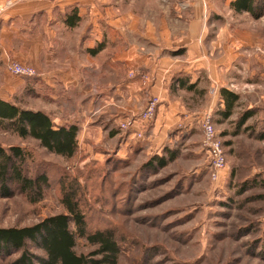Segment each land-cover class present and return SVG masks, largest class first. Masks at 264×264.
<instances>
[{
  "label": "rangeland",
  "instance_id": "1",
  "mask_svg": "<svg viewBox=\"0 0 264 264\" xmlns=\"http://www.w3.org/2000/svg\"><path fill=\"white\" fill-rule=\"evenodd\" d=\"M101 2V14L112 5L111 18L119 19L117 28L127 35L126 49L138 46L139 56L146 58L160 54L157 62L165 72L159 89L152 93L150 75L141 68L126 73L125 79H142L145 106L128 110L116 99L126 115L118 122L94 117L87 126L89 137L78 134L71 159L0 128L4 149L16 146L25 152L23 174L48 179L40 197L16 183L0 188V228L33 226L66 213L63 188L73 184L88 229L115 233L121 248L117 264H264V14H236L230 0ZM202 33V46L188 41ZM105 44L113 55L123 52L119 41ZM191 66L200 70L191 73ZM179 75L195 89L172 91L170 83ZM21 87L14 102L40 110ZM222 87L240 96L229 118L221 115ZM176 98L185 113L180 120L169 118ZM152 99L158 101L154 117L144 120ZM208 118L227 160L226 174L218 181L210 175L203 134ZM157 121L168 130L165 136L155 134V140ZM161 158L169 161L164 167ZM95 249L78 239L77 254ZM20 255L0 251V264H16ZM30 255L43 256L35 249ZM33 264L40 263L33 259Z\"/></svg>",
  "mask_w": 264,
  "mask_h": 264
},
{
  "label": "crops",
  "instance_id": "2",
  "mask_svg": "<svg viewBox=\"0 0 264 264\" xmlns=\"http://www.w3.org/2000/svg\"><path fill=\"white\" fill-rule=\"evenodd\" d=\"M101 1L110 2L29 1L6 8V0H0V98L18 105L14 102V95L17 85L22 84L25 95L39 103V109L48 113L57 126L76 125L81 136L88 137L87 126L94 124V117L103 116L110 122H118L126 115V109H118L116 99L128 110L143 108L147 88L143 87L142 79H125V74L135 68L148 72L150 89L154 93L159 89L161 72H165L157 62L161 61L160 54L146 58L139 56L138 46L126 49L123 42H127V35L117 28L119 19L114 21L111 18L109 7L112 5H105V13L101 14ZM233 1L230 0L229 4ZM204 34L197 39L189 36L191 40L188 41L202 46ZM114 41L122 43L121 55L109 53L111 48L105 43ZM8 59L35 67L39 76L24 79L12 75L7 69ZM198 68L189 67L191 73H196L200 70ZM186 70L184 72H188ZM192 84L179 75L170 83V89L179 93L180 89L192 90L189 89ZM165 98L168 101L170 94ZM220 104L225 109L222 100ZM180 105L183 106L176 98L174 107H170L173 113L169 118L180 120V115L183 118L184 108ZM159 125L157 121L152 127L153 136L167 133V126L161 129ZM158 137L154 136L155 140Z\"/></svg>",
  "mask_w": 264,
  "mask_h": 264
},
{
  "label": "trees",
  "instance_id": "3",
  "mask_svg": "<svg viewBox=\"0 0 264 264\" xmlns=\"http://www.w3.org/2000/svg\"><path fill=\"white\" fill-rule=\"evenodd\" d=\"M230 8L236 13L247 12L259 18L264 14V0H235ZM194 87L191 85L189 89ZM220 95L225 105L221 115L229 118L240 96L227 89H221ZM0 128L11 130L23 139L31 138L50 153L67 159L73 158L78 150L79 128L76 125L57 126L44 111L23 109L1 98ZM26 158L21 147L4 149L0 144V188L6 189L9 184L16 183L25 192L40 197L48 184L47 176L27 178L22 170ZM168 160H173V157ZM168 160L161 158L160 166H166ZM80 197L77 186L64 187L62 203L66 213L50 216L33 226L0 228V251L21 254L16 264H33V259L40 264H117L121 248L115 233L112 230L88 229ZM78 239L86 240L96 248L95 251L77 254ZM31 249L42 252L43 256L33 257Z\"/></svg>",
  "mask_w": 264,
  "mask_h": 264
},
{
  "label": "built area",
  "instance_id": "4",
  "mask_svg": "<svg viewBox=\"0 0 264 264\" xmlns=\"http://www.w3.org/2000/svg\"><path fill=\"white\" fill-rule=\"evenodd\" d=\"M29 1H54V0H7L6 8L13 6L17 3H25ZM8 71L20 78L31 79L37 77L36 70L26 64H22L16 60L8 59ZM157 100L152 99L149 101L147 108L142 114L144 120H149L154 117ZM203 134L205 140L206 151L208 154L210 175L214 181L221 179L223 173L227 170V160L225 152L221 144L217 141L216 130L210 119H206L203 124Z\"/></svg>",
  "mask_w": 264,
  "mask_h": 264
}]
</instances>
